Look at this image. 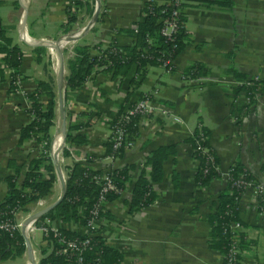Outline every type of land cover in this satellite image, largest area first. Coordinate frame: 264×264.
<instances>
[{
	"label": "crops",
	"instance_id": "1",
	"mask_svg": "<svg viewBox=\"0 0 264 264\" xmlns=\"http://www.w3.org/2000/svg\"><path fill=\"white\" fill-rule=\"evenodd\" d=\"M156 1L164 4L167 0ZM225 1L228 3L187 0L184 15L188 43L174 60V70L150 67L145 77L137 78L138 86L133 91L131 80L136 68L122 81L106 72H94L67 105V115L71 113L85 123L77 132L84 133L88 141L83 145L72 144L70 156H64L63 149L60 152L59 164L65 181L67 168L75 162H86L93 170L106 173L143 163L159 146L178 144L177 157L165 162L164 178L153 186L158 195L153 204L130 213L132 187L128 184L119 199L107 204V210L115 217L104 218L99 226L105 239L123 252L122 264H222V254L208 247L211 226L207 215L215 209L219 194L227 189L230 167L241 160L264 184L261 170L264 165V96L259 97L252 112L238 123L234 103L244 98L233 101L232 94L226 91V86L234 81L228 72L231 67L249 75H264V0ZM146 2L83 0L84 6L78 9L74 0H0V24L24 54L18 89L9 92L11 73L8 71H5V80L0 82V202L6 195L5 180L12 173L9 160L28 159L29 153L32 157L36 154L33 141L18 144L20 130L30 119L28 94L36 89L38 80L46 78L47 70L53 71L57 84L56 50L36 43L82 33L92 21L99 3L97 21L78 40L70 41L73 51L78 43L106 47L117 40L122 45L131 44L132 37L124 31L141 18ZM73 7H76L78 21L73 31L65 33L63 25L68 23V9L73 12ZM38 46L46 47L47 53L37 54ZM3 56L0 55L1 67ZM194 62L204 64L206 75L200 76L203 80L184 76V70ZM56 92L58 98V84ZM129 92H132L130 97ZM144 94H149L155 103L171 108L181 121L158 114L139 118L133 145L122 157H111L106 151V143L112 136L110 121L122 105ZM84 113L87 114L82 115ZM199 125L210 131V145L224 174L208 187H199L195 182L196 160L191 144L186 142ZM52 128L53 156L56 139L57 145L62 141L58 107ZM173 171L180 175L178 188L173 185ZM131 174L133 178L137 176L135 171ZM56 175L59 193L55 195V184L53 195L42 199L45 202L40 206L42 209L62 194V183L57 172ZM38 202L33 210L39 211ZM257 207L255 191L248 189L240 203V216L247 224L248 238L255 243L244 250L243 264H264V211ZM71 227L81 229L76 225ZM36 237L35 234V244L39 245ZM42 237L43 233L39 238ZM31 243L34 249L32 240ZM34 255L38 264L40 258L35 249ZM16 260L23 261L20 264L30 261L26 252L23 257L1 260L0 264H18Z\"/></svg>",
	"mask_w": 264,
	"mask_h": 264
},
{
	"label": "trees",
	"instance_id": "2",
	"mask_svg": "<svg viewBox=\"0 0 264 264\" xmlns=\"http://www.w3.org/2000/svg\"><path fill=\"white\" fill-rule=\"evenodd\" d=\"M219 4L228 3L225 0H214ZM79 9L84 6L83 0H74ZM186 4V3H185ZM165 10V11H163ZM94 9L91 13H93ZM174 6L172 4H158L156 0H149L142 9L141 18L132 28L124 32L129 34L133 42L122 45L117 40L108 46H92L78 43L74 47V56L67 60V73L65 76L66 104L75 96L77 89L81 88L86 80L94 72H106L114 79L122 81L128 76L133 68L136 75L131 80L132 91L138 86V79L145 77L152 66H164L168 70H174V60L182 52L188 43V34L185 27V15L182 14L177 31L168 36L163 33V17L172 18ZM77 11L68 9V23L63 25V32L74 30L78 21ZM1 23V22H0ZM37 54H46L47 48L38 46L35 48ZM94 51H97L96 54ZM0 55L3 57V66H0V82L5 80L4 66H9L11 73L9 92L17 90L16 80L22 79L21 69L23 51L18 45L13 44L8 30L0 24ZM51 65V61L49 62ZM204 64L201 62L191 63L185 70L184 76L196 79L205 76ZM228 72L234 77L235 84L226 86V91L232 94L234 106L238 112L237 122L241 123L256 107L259 97L264 96V75L256 78L235 67ZM53 71L47 70V76L38 80L36 89L28 94L30 115L29 121L21 128L19 145L28 141L35 143L36 154L32 157L29 153L28 159L12 158L8 167L12 172L6 178V195L0 202V261L23 257L26 253V240L22 230L10 232L2 228L1 224L6 220H15L16 214L23 212L28 214L35 204L42 199L53 195L54 186L57 181L56 168L51 155L52 136L51 129L55 124L56 111L58 107L57 84ZM132 92L128 93V97ZM125 106H121L115 117L110 121L111 129L121 120ZM84 113L82 115H86ZM134 118L124 123L129 140L138 133L137 121ZM80 117L68 113V132L63 155H71V145H83L88 138L84 133L77 131L84 126L79 121ZM210 131L201 125L198 126L193 135L186 142L193 149V157L199 159L196 166L195 182L199 187H208L216 178H222L224 174L220 170V162L217 154L210 145ZM205 137L204 140L202 138ZM46 144L43 145V142ZM206 150V151H205ZM107 154L113 158L122 157L125 148L114 150L113 132L106 143ZM178 154V144L162 145L154 149L139 165H127L110 171L116 189L110 190L105 195V204H98L103 187V181H98L95 176L104 173L93 170L86 162H75L67 168L66 193L62 201L44 216L40 217L37 225L47 221L60 226L62 237L66 240L80 239L86 237L85 229L92 219V211L99 206V218L101 221L108 217L114 218L108 210L107 205L119 199L122 192L127 189V184L132 187L129 201L130 213L153 204L158 195L154 190V184L164 178V164L170 158L175 159ZM264 173V165L261 167ZM131 171L137 172L133 178ZM107 173V172H106ZM172 181L174 188L180 185V175L173 171ZM227 189L222 191L217 199L215 209L207 215V221L211 226L208 236V247L218 251L223 256L222 264H243V252L250 248L255 242L250 240L245 231L247 224L240 216V203L247 187L240 182L261 185V181L250 171L241 160H236L230 167L227 175ZM257 208L264 210V192L258 196ZM235 223L242 225L241 230L234 228ZM76 225L81 229H74ZM46 244L40 245L41 257L38 264H122L123 252L114 244L109 243L102 234V227L96 229L92 243L81 253L62 255L57 252L61 248L53 234L49 232L43 235ZM233 249L237 250L233 253Z\"/></svg>",
	"mask_w": 264,
	"mask_h": 264
},
{
	"label": "built area",
	"instance_id": "3",
	"mask_svg": "<svg viewBox=\"0 0 264 264\" xmlns=\"http://www.w3.org/2000/svg\"><path fill=\"white\" fill-rule=\"evenodd\" d=\"M147 1H149V0H147ZM186 1L187 0H169L170 4H172L174 6V11H173V15H172L171 19L168 17H165V16L163 17V22L165 25L164 29H163L164 34H166L168 36H172L177 31V28H178L179 23H180V15H181L180 12H182ZM75 9H76V7H73V11ZM163 11H165V10H163ZM4 70L8 71L10 73L13 72V70L9 66H4ZM255 77L259 78L261 76L257 75ZM197 79L203 80V78H201V77H198ZM20 81H21V79H19V78L16 80V84L18 87H19ZM235 83L236 82L233 81V83H231V84H235ZM18 87H17V89H18ZM152 114H158V115H162L164 117H171V118H173V120L175 122L181 121V118L179 116H177L171 108L155 103L153 101V99H151L149 94H144L140 99L133 101V102L126 103L125 109L122 112L121 120L114 127V129H112L113 140H114V150L117 151V150H120L122 148L127 149L133 145V142L129 140V137H128L129 135L127 133V130L124 128V123L131 121L132 119H134L136 117L141 118V117L149 116ZM199 127L201 128V125H199ZM204 139H205V137L202 138V140H204ZM44 144H46V141L43 142L42 147ZM111 157H113V156H111ZM198 163H200V161H199V159H196V165H198ZM95 178H97L98 181H103V187H102V191L100 194V199H99L98 204L104 205L106 193L110 190H115L116 187H115V184H114L112 178L110 177L109 172L104 173L101 176H95ZM240 183L244 184L247 187V190L253 189L255 191L257 203H258V196L264 192V184L255 186V185H252V183H248V182H240ZM44 203H45L44 200H39L38 205L42 206V205H44ZM262 211H264V210H262ZM21 214H23V212L16 214L15 220H13V221L12 220H6L5 222H3L1 224V227L9 230L10 232H15V231L21 230V228L24 224V221L28 217L26 215L20 219ZM99 223H100L99 206L96 205V207L92 211V219L89 221V223L85 229L86 237L83 240H80V239L66 240L64 237H62V234L60 232V226L55 224V223H51L49 221H47L46 223H43L41 225H37L36 221L33 222L29 226L28 234L31 238L32 237L34 238L37 230L41 231L43 233V235H46L49 232H51L53 234L54 238H56V240L58 241V243L61 244V248L57 250V252L59 254H62V255H68L71 253H78L79 254L84 249L89 247L90 244L92 243V238L96 234V229L99 227ZM233 226L237 230H241L243 228L240 223H235ZM236 251L237 250L233 249V253H235ZM234 263H235L234 259L233 260L230 259V264H234Z\"/></svg>",
	"mask_w": 264,
	"mask_h": 264
},
{
	"label": "water",
	"instance_id": "4",
	"mask_svg": "<svg viewBox=\"0 0 264 264\" xmlns=\"http://www.w3.org/2000/svg\"><path fill=\"white\" fill-rule=\"evenodd\" d=\"M100 12V4L98 3L96 11L94 13V16L92 18V21L89 23V25L84 28L83 32L80 34H67L63 37H61L60 39L56 40V41H48V40H43L40 42H37L36 45H47V46H51L53 47L56 52H57V56L59 59V66H58V70H57V84H58V110H59V114L61 117V133H62V141L60 146L55 149V152H53V160H54V164L56 166V172L59 176V179L61 180L62 183V194L61 196L55 201L53 202L51 205L43 208L42 210L31 214L30 216H28L23 224L22 227V232L25 236V240H26V252L27 255L30 259V261H32L34 264H37L36 260H35V255H34V249L28 234V229L29 226L37 221L40 217L44 216L46 213H48L50 210L54 209L63 199L65 193H66V181L64 180V177L62 175V170L59 164V154L62 151L63 147L65 146V142H66V137H67V104H66V97H65V76H66V65H65V58H64V52H63V48L64 45L67 42L70 41H76L78 40L83 33H85L89 28L90 25L94 22L97 21L98 19V15Z\"/></svg>",
	"mask_w": 264,
	"mask_h": 264
},
{
	"label": "rangeland",
	"instance_id": "5",
	"mask_svg": "<svg viewBox=\"0 0 264 264\" xmlns=\"http://www.w3.org/2000/svg\"><path fill=\"white\" fill-rule=\"evenodd\" d=\"M187 2V1H186ZM164 4H170V2H169V0H167L166 2H164ZM184 7H185V5H184ZM184 13V8H183V10H182V12H180V18H181V16H182V14ZM184 15V14H183ZM72 44L73 43H68L67 45H65V48L63 49V52H64V58H65V65H66V69H67V60L69 59V58H71V57H73L74 56V51H73V47H71L72 46ZM57 58H58V56L56 57V62L58 61L57 60ZM58 63V62H57ZM57 65V64H56ZM55 65V66H56ZM264 71V69L262 70V72ZM261 73V72H260ZM257 75H259V76H262L261 74H256L255 76H257ZM57 89V88H56ZM53 129V128H52ZM61 160V159H60ZM67 176V175H66ZM59 193V184H58V182H56V189H55V195L56 194H58ZM36 205V204H35ZM37 207H40L39 205H37ZM33 208H34V206L32 207V209H31V212L30 213H28V214H25V213H23V216H25V215H27V216H29V215H31V214H34V213H36V212H38V211H36V209L37 208H35L34 210H33ZM40 210H42V208L40 207V209H39V211ZM35 211V212H34ZM36 238H38L37 240H38V242H39V245H37V244H35V239L32 237H30V240H32V242L35 244V246H34V249L36 250V252H37V256H38V259L41 257V254H40V245L41 244H46V242H44V240H43V237H42V239H40L39 237H41L42 236V233L41 232H39V231H37L36 232ZM18 262V264H20L19 262H23V261H20V260H16V263ZM31 262L30 261H25L24 262V264H30ZM23 264V263H22Z\"/></svg>",
	"mask_w": 264,
	"mask_h": 264
},
{
	"label": "bare ground",
	"instance_id": "6",
	"mask_svg": "<svg viewBox=\"0 0 264 264\" xmlns=\"http://www.w3.org/2000/svg\"><path fill=\"white\" fill-rule=\"evenodd\" d=\"M53 52V51H52ZM58 61H59V59H58ZM57 61V62H58ZM56 62V63H57ZM59 66V62L57 63V66H56V68ZM59 141H61V136H59V140H58V143H59ZM60 145V144H59ZM59 145H57V139H56V141H55V144H54V149H57V147L59 146ZM31 263L30 264H34L32 261H30Z\"/></svg>",
	"mask_w": 264,
	"mask_h": 264
}]
</instances>
